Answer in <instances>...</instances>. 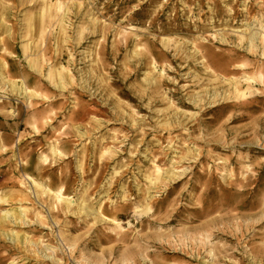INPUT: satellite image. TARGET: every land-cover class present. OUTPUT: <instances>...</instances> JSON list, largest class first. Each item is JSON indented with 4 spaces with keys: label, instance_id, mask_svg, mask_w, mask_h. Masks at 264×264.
Wrapping results in <instances>:
<instances>
[{
    "label": "rangeland",
    "instance_id": "374dc122",
    "mask_svg": "<svg viewBox=\"0 0 264 264\" xmlns=\"http://www.w3.org/2000/svg\"><path fill=\"white\" fill-rule=\"evenodd\" d=\"M0 1V264H264V0Z\"/></svg>",
    "mask_w": 264,
    "mask_h": 264
},
{
    "label": "bare ground",
    "instance_id": "6f19581e",
    "mask_svg": "<svg viewBox=\"0 0 264 264\" xmlns=\"http://www.w3.org/2000/svg\"><path fill=\"white\" fill-rule=\"evenodd\" d=\"M15 1V0H14ZM33 1V0H32ZM35 2V5L37 6L38 4H41V13L39 12V14H33V15H31V17H30V20L31 21H33L34 23H36L37 21L38 22H40V23H42V22H48L47 21V17H49V21L50 22H52L54 19H55V21L56 22H58L59 24H60V28H59V35H58V37L56 36V39H55V43L57 42V43H59V44H63V43H65V42H67V41H69V39H70V37L67 35L68 33H67V25H66V23H65V17H63V18H60L61 16H59V13L60 12H63L64 10H65V4H63L62 2H61V0H57L56 2H53V0H43V1H41V0H34ZM25 2H28L27 0H19V3L20 4H24ZM82 3V2H81ZM0 5H3V3L0 1ZM82 5V4H81ZM8 7L9 6H4L3 7V11H5V12H8ZM56 22H52L51 24L52 25H49L50 27H53V25L56 23ZM27 25L28 26H26L25 27V37H28V36H30L31 34H29L30 33V31H32V28L30 27V25H29V23H27ZM32 25V24H31ZM43 25H44V23H43ZM246 27L247 28H249L250 30H251V32H250V37H249V39H250V41L251 42H253V41H255L254 39H256L258 36H257V34H256V32L253 30V29H255L254 28V26H253V24L252 23H247L246 22ZM46 28V27H45ZM47 29H48V27H47ZM35 33V32H34ZM45 33H46V30H43V31H41L40 32V34L38 35V33H37V35H38V37H34V38H28L29 40H28V42L25 44V48L27 49V51L31 48H33V47H39L38 46V43L41 45V43H46V35H45ZM55 37V36H54ZM41 42V43H40ZM61 48H62V46H61ZM39 52H41V51H39ZM31 53V52H30ZM34 54H36V53H34ZM27 55V54H26ZM33 55V54H32ZM41 59L42 60H47V57H46V55H45V53H42L41 55ZM40 56H39V58H40ZM28 57V56H27ZM34 57V56H33ZM31 54H30V56H29V64H30V66L35 70V71H37V72H39V68L36 66V62H35V59L34 58H31ZM26 59V58H25ZM28 59V58H27ZM28 61V60H27ZM6 65V64H5ZM66 69V67L65 66H63V65H61L60 66V69H57L56 70V72L54 71V72H50L49 73V76H48V79H50L51 80V82L53 81V83H55V86L56 87H58V88H63V87H65L64 85H65V80H66V78H65V74H67V72H64V70ZM9 71V70H8ZM10 72V71H9ZM58 72V73H57ZM53 75H56V77H59V81H56L55 79H54V76ZM73 77V76H72ZM25 91L26 92H30V88L29 87H25ZM236 92V91H235ZM6 147L5 146H3V150H6L5 149ZM110 149V148H109ZM109 149H107V150H109ZM29 169V167L28 166H26V168H25V171H27ZM24 171V170H23ZM27 174V173H26ZM170 176V175H169ZM171 177V176H170ZM173 177H174V175H173ZM26 181L29 183V186H28V188H27V190H25L26 192H24V193H22V194H20V201L22 202V201H27V202H29V201H31V198H30V194H34L35 193V190H32V189H34V186L37 188H39V189H41L43 192H47V191H50V193L52 192V197L56 200V202H57V204H61V205H65L66 206V208H68V209H70V207H72L73 206V204H75V201H74V199L72 198V197H69V196H66V195H64V194H62L61 192H59V191H53V190H51L50 188L49 189H46L45 187H43V185L40 183V182H38L37 180H35L33 177H31V176H29L28 174L27 175H25V181H23L22 182V184L23 185H25L26 184ZM27 186V185H26ZM38 190V189H37ZM38 194V193H37ZM34 197H35V195H34ZM153 197V196H152ZM0 201L2 202H5L6 201V199H3V197H1L0 198ZM78 206H79V209L81 208V209H85V203H84V201H79V202H77L76 203ZM65 206H63V208L65 207ZM150 208V207H149ZM14 209V208H13ZM12 209V210H13ZM67 209V210H68ZM78 209V210H79ZM17 210V211H16ZM85 210H87V208L85 209ZM84 210V211H85ZM29 211H30V209L28 208V207H24L23 205L22 206H20L19 208L18 207H16V209L14 210V211H10V210H7L1 217H0V228H2V230H3V227H4V225H5V222L6 221H8L9 220V222H11V221H14L15 223H18V224H26V223H28L29 221H28V218L26 217L27 215H26V213L28 212L29 213ZM71 211V210H70ZM88 211V213L89 212H94V209H92L91 207H89V210H87ZM98 211V210H97ZM97 211H95V213H94V215L96 216L95 217V219L98 221V220H100V219H102L103 218V214L102 213H100V211L99 212H97ZM77 212V211H76ZM27 213V214H28ZM38 214V213H37ZM104 220H106L107 218H106V216H104V218H103ZM108 219H110L109 217H108ZM114 220V219H113ZM117 224H119V222L118 221H116V220H114ZM120 229V228H119ZM2 232V231H1ZM8 233V232H7ZM18 232H10V235L13 237V236H15L16 234H17ZM6 235H8V234H6ZM26 237V236H25ZM15 238V237H14ZM24 238V237H23ZM13 239V238H12ZM26 242V241H25ZM24 242V243H25ZM37 243H39V242H37ZM31 244H33L34 245V243L32 242ZM40 244V243H39ZM32 245V246H33ZM38 245V244H37ZM70 247V246H69ZM259 250V249H258ZM45 251L44 250H37L36 251V254H38L39 256L40 255H43L42 257H46L47 255H46V253H44ZM196 253V252H195ZM247 253V252H246Z\"/></svg>",
    "mask_w": 264,
    "mask_h": 264
}]
</instances>
